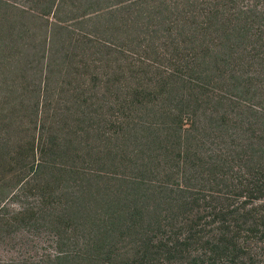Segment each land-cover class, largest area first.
Returning a JSON list of instances; mask_svg holds the SVG:
<instances>
[{
  "label": "trees",
  "instance_id": "trees-1",
  "mask_svg": "<svg viewBox=\"0 0 264 264\" xmlns=\"http://www.w3.org/2000/svg\"><path fill=\"white\" fill-rule=\"evenodd\" d=\"M14 192L15 264H264V0H0Z\"/></svg>",
  "mask_w": 264,
  "mask_h": 264
},
{
  "label": "rangeland",
  "instance_id": "rangeland-1",
  "mask_svg": "<svg viewBox=\"0 0 264 264\" xmlns=\"http://www.w3.org/2000/svg\"><path fill=\"white\" fill-rule=\"evenodd\" d=\"M34 201L32 195L21 196L14 192L0 210V264H15L25 257L38 259L51 250L53 232L46 227L33 229L15 225V209L21 204L32 205Z\"/></svg>",
  "mask_w": 264,
  "mask_h": 264
}]
</instances>
